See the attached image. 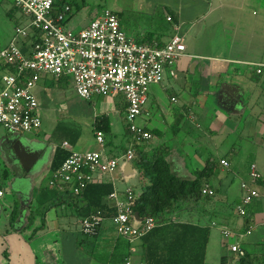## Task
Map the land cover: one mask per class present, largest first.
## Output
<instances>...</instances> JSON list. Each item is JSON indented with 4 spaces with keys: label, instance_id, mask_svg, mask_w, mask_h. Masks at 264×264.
Segmentation results:
<instances>
[{
    "label": "crops",
    "instance_id": "0c3cea01",
    "mask_svg": "<svg viewBox=\"0 0 264 264\" xmlns=\"http://www.w3.org/2000/svg\"><path fill=\"white\" fill-rule=\"evenodd\" d=\"M226 1L54 0V11H59L63 4L70 6L65 25L72 30H80L108 8L117 14L123 31L140 44L163 45L174 33L175 26L179 27L187 54L178 61L177 78L167 75L161 83L150 85L148 102L139 123L153 135L147 145L167 143L172 146L170 160L178 176L193 178L208 161L216 165L213 208L219 215L203 219L204 225L210 228L207 250L213 242L219 264H236L239 257L231 250L230 244L238 241L237 235L232 236V241L231 238L226 240L221 228L239 233L251 225L253 231L256 219L251 207L255 203L257 227L264 226V66L258 72V66L254 65L264 64V58L263 55L257 58V54L230 56L217 52L216 48L224 46L220 43L225 31L221 28L220 41L216 40L212 24L216 20L228 21L229 10L224 9L223 12L222 9ZM7 4L5 6L4 3L6 14L12 8L11 3ZM218 11L220 13L216 16ZM26 16L17 12L14 19L23 20L25 25L29 21V16ZM167 16L172 19L168 20ZM231 24L238 25L239 21ZM199 39L204 40L205 49L198 48ZM21 43L28 52L30 41L26 39ZM65 78L68 77L42 74L37 81L34 91L40 102L42 125L30 131L17 132L27 148V154L21 153L22 158L14 153L12 145L5 144L16 132L0 127V143L5 158L4 161L0 159V190H4L0 210L7 213V222L0 228V264H112L116 261L113 254L119 246L124 248L121 253L131 254L127 259L141 263V239L123 238L117 234L115 226L112 231L108 223H112L111 217H106L96 234L86 235L81 231V217H76L74 210L66 204L49 205L52 192L44 187L52 176L56 151L63 147L65 141L72 147L82 134L79 122H61L56 117L61 112L50 105V100L57 97L54 87H62ZM99 97L86 100L91 102ZM117 97L114 117L108 113H93L94 145L82 150L72 149H97L94 120L105 116L112 130L110 135L104 133L106 151L112 155L124 151L123 144L127 146L131 140L125 119L127 103L123 96ZM172 97L176 99L172 100ZM223 158L230 162L229 168L221 164ZM252 164L260 174L255 186L261 195L249 205V216L241 217L236 214L235 207L242 201L241 183L251 180ZM125 171L118 167L112 179H107L121 192L128 188L140 190L142 176L140 182L133 177L132 185L124 186ZM15 203L20 208V216L12 228L8 215ZM35 211L38 213L31 220ZM178 216L181 220L188 219L187 213ZM213 221L218 226H212ZM42 222L44 226L35 231ZM218 237L222 240L217 243ZM246 237L240 241L244 250L264 248V239L247 248Z\"/></svg>",
    "mask_w": 264,
    "mask_h": 264
},
{
    "label": "built area",
    "instance_id": "2783aa9c",
    "mask_svg": "<svg viewBox=\"0 0 264 264\" xmlns=\"http://www.w3.org/2000/svg\"><path fill=\"white\" fill-rule=\"evenodd\" d=\"M14 1L29 16V21L16 26L10 42L0 48V127L10 132L41 127L40 102L34 88L42 74L71 77L81 98L90 100L94 96L121 95L127 103L125 119L132 137L121 154L112 155L106 151L105 135L100 129L95 130L97 149L77 151L69 142L63 143L70 153L53 171L49 184L60 190L67 186L79 194L91 182L112 179L122 159H135V144L152 139V133L138 119L144 114L150 85L161 83L167 75L177 78L178 61L187 54L184 38L175 26L174 33L163 45L140 44L123 31L117 14L108 8L84 28L72 30L65 25L70 6L56 12L54 0ZM167 19L172 18L167 16ZM26 39L30 41L28 52L21 43ZM254 65L258 66V72L264 66ZM220 162L224 167H230L227 159ZM259 177L252 164L251 180L241 183L242 201L235 207L236 214L241 217L246 216L253 199L261 195L255 186ZM202 191L214 194L208 183ZM3 195L1 189L0 198ZM137 195L132 188L121 192L114 187L106 200L116 211L111 220L117 234L132 241L157 226L155 217H140L134 210ZM105 219L99 209L81 218V231L86 235L93 234ZM211 225L218 226L215 221ZM252 229L250 225L245 231L235 233L221 228L226 240L237 235L238 241L230 244V248L238 257L246 252L240 241ZM124 264L141 263L126 259Z\"/></svg>",
    "mask_w": 264,
    "mask_h": 264
},
{
    "label": "trees",
    "instance_id": "16d2710c",
    "mask_svg": "<svg viewBox=\"0 0 264 264\" xmlns=\"http://www.w3.org/2000/svg\"><path fill=\"white\" fill-rule=\"evenodd\" d=\"M64 9L65 5L63 4L59 11ZM17 12L26 16L13 0L12 8L7 11V15L14 20L15 27L24 24L23 20L18 19L19 16L14 19ZM97 129L107 135L112 134L111 125L105 116L95 117L94 130ZM127 131L131 139L132 134L128 128ZM135 146L134 161L141 168L143 181L135 200L134 210L140 217L153 216L157 220V226L140 238L141 264H208L206 250L210 228L204 225L203 219L219 215L213 208L216 196L213 184V179L216 177V165L208 161L202 170L195 172L193 178H184L172 170L170 160L172 146L169 144L149 146L146 142H141L136 143ZM123 147L124 150L127 148L125 144ZM69 153L63 147L57 149L52 166L53 171L63 163ZM205 183H209L213 187L214 194L203 193L202 189ZM44 189L52 192V201L49 205L66 204L74 210L76 217L89 216L99 209L102 210L105 217H112L116 213L115 208L106 201L114 190L113 183L107 178L87 184L79 194L70 191L67 186L63 190H59L48 184ZM36 213L38 212L35 211L31 215V220ZM183 213L188 214L187 220L179 218L178 214ZM19 216L20 208L15 203L8 215L12 228ZM248 216L247 211L246 217ZM247 222H249L248 219ZM43 223L35 231L42 228ZM97 229L93 234H96ZM122 249L124 248L119 246L113 254L116 261H113L112 264H124L131 255L129 252L121 253ZM245 251V254L238 258L236 264H264V248L261 250L246 249Z\"/></svg>",
    "mask_w": 264,
    "mask_h": 264
},
{
    "label": "rangeland",
    "instance_id": "374dc122",
    "mask_svg": "<svg viewBox=\"0 0 264 264\" xmlns=\"http://www.w3.org/2000/svg\"><path fill=\"white\" fill-rule=\"evenodd\" d=\"M8 2L12 4L13 0H0V45L2 47L8 44L15 29L14 20L6 14L4 9V3L6 6ZM226 2L227 3L223 5L222 9L223 12L225 11L224 9L229 10L227 14L228 21L224 22L223 20H216L215 23L212 24L214 26L213 33L216 35V40L220 41L219 34L220 32L222 33L221 28L225 31L223 34L224 38L220 43L224 46L223 48L222 46H219L220 48H216L217 52L222 55L230 56L257 54V58H260L262 55V58H264V0H227ZM219 13L220 11L216 12V16ZM234 18H236V20H234ZM237 21H239L238 25L231 24L233 22L236 23ZM213 29L211 28V30ZM199 41L198 48L205 49L206 44L204 43V40L199 39ZM62 85L63 86L60 88L54 87L53 92L57 95V97L50 100V105L52 108H55V110H59L61 112L60 115H56L58 120L61 122L68 120H72V122L76 120L79 122L78 127L81 129L82 134L79 140L74 142L72 147L79 150L91 147L95 143L93 129L91 127V118L93 113L95 111L108 113L111 117H114V109L118 107L116 100H118L119 97H117L118 95L108 97L100 96L99 99L94 98L91 102H89L84 98L82 99L78 95L74 81L71 77L65 78ZM63 104L66 106H63ZM1 141H3V138ZM3 153V146L2 143H0V159L2 161L5 160ZM119 168L126 170V183L124 186H131L133 177H135L137 182H140L139 179L142 176L141 168L137 166L134 160L128 161L122 159L119 163ZM135 191L139 192L140 190L137 189ZM251 211L256 219V227L250 234L246 235L247 237L245 236V245L247 248L253 246V243H257V240L261 241L264 239V226L257 227V203L252 205ZM6 220L7 213L4 211V213H0V228L5 225V222H7ZM108 223L113 231L114 225L109 221ZM245 237H243L242 240L245 239ZM221 238L218 237L217 243L222 240ZM230 240L232 241V237ZM217 243L216 246L218 245ZM206 252L209 264H219L217 252L216 249H214L213 242Z\"/></svg>",
    "mask_w": 264,
    "mask_h": 264
},
{
    "label": "water",
    "instance_id": "95a60500",
    "mask_svg": "<svg viewBox=\"0 0 264 264\" xmlns=\"http://www.w3.org/2000/svg\"><path fill=\"white\" fill-rule=\"evenodd\" d=\"M14 137V138H12ZM11 138H8L6 141H5V144H8V145H12L13 147V150H14V153L19 156V158H22L21 156V153L23 154L24 152L26 153V149L25 146H24V141L21 140V138L19 137V133H13ZM25 148V149H24ZM4 151H8V148L7 149H4ZM27 154V153H26ZM12 180H14V178H12ZM9 186H11V184L9 183L8 184ZM12 187V186H11ZM1 211V210H0ZM2 213V211L0 212Z\"/></svg>",
    "mask_w": 264,
    "mask_h": 264
}]
</instances>
